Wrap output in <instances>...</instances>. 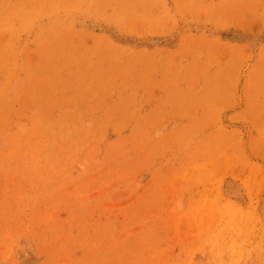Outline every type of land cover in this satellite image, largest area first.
Returning a JSON list of instances; mask_svg holds the SVG:
<instances>
[{"label": "rangeland", "instance_id": "1", "mask_svg": "<svg viewBox=\"0 0 264 264\" xmlns=\"http://www.w3.org/2000/svg\"><path fill=\"white\" fill-rule=\"evenodd\" d=\"M0 264H264V0H0Z\"/></svg>", "mask_w": 264, "mask_h": 264}, {"label": "bare ground", "instance_id": "2", "mask_svg": "<svg viewBox=\"0 0 264 264\" xmlns=\"http://www.w3.org/2000/svg\"><path fill=\"white\" fill-rule=\"evenodd\" d=\"M230 191H232V193H236L238 195V193L240 192V188L236 185L233 184V182L229 185ZM229 190V189H228ZM230 193V192H229ZM231 194V193H230ZM240 197V196H238Z\"/></svg>", "mask_w": 264, "mask_h": 264}]
</instances>
